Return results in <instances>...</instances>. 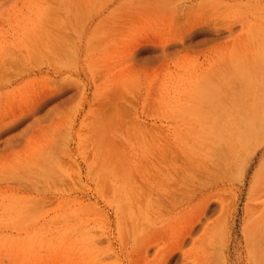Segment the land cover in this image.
Here are the masks:
<instances>
[{"label": "rangeland", "instance_id": "1", "mask_svg": "<svg viewBox=\"0 0 264 264\" xmlns=\"http://www.w3.org/2000/svg\"><path fill=\"white\" fill-rule=\"evenodd\" d=\"M245 130L251 166L217 229L223 264H245L264 159V0L1 3L0 264H165L176 248L170 264H203L195 241L218 201L201 217L162 187L213 145L239 149Z\"/></svg>", "mask_w": 264, "mask_h": 264}, {"label": "bare ground", "instance_id": "2", "mask_svg": "<svg viewBox=\"0 0 264 264\" xmlns=\"http://www.w3.org/2000/svg\"><path fill=\"white\" fill-rule=\"evenodd\" d=\"M6 1L2 0L0 4ZM248 132L249 130L240 131L239 149L237 144L216 148V145H213L209 148L213 158L208 164L197 165L195 162L192 169H181L182 171L176 172L177 174H174L173 177L165 179L166 182L163 184V193L168 195L166 202H171L172 207H175L180 196L186 197L188 204L197 200V207L202 212L201 217L213 212L214 201H218L221 210L219 219L214 221V224L207 226L201 237L195 241L200 253L202 252V257H205V260H202L203 264H223V261L225 262V259L221 257L222 254L216 253L218 249L217 229L221 231L223 226L229 225L228 216H226L227 205H231V203L236 205L239 195L245 189V184H242V187H238L236 191L232 192L237 184L245 183L244 180L251 166L248 162L244 166L246 162L243 155L246 143L248 144L253 136ZM262 145L264 146V143ZM237 168L240 171V180H233L231 175ZM262 193H264L263 156L259 159V165L251 178L250 187L247 189V203L244 206V215L241 221L245 264H264V206L257 209L255 204ZM230 195L233 196V202L230 200ZM228 200H230L229 204ZM258 213L261 215L256 217ZM179 253V248L171 251L165 264H170V260Z\"/></svg>", "mask_w": 264, "mask_h": 264}]
</instances>
